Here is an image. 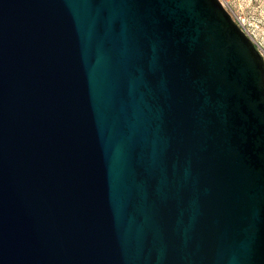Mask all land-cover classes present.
<instances>
[{"label":"water","instance_id":"95a60500","mask_svg":"<svg viewBox=\"0 0 264 264\" xmlns=\"http://www.w3.org/2000/svg\"><path fill=\"white\" fill-rule=\"evenodd\" d=\"M0 264H264V55L220 0H0Z\"/></svg>","mask_w":264,"mask_h":264},{"label":"rangeland","instance_id":"374dc122","mask_svg":"<svg viewBox=\"0 0 264 264\" xmlns=\"http://www.w3.org/2000/svg\"><path fill=\"white\" fill-rule=\"evenodd\" d=\"M226 7L236 18L243 15L253 36L264 49V0H224Z\"/></svg>","mask_w":264,"mask_h":264},{"label":"built area","instance_id":"2783aa9c","mask_svg":"<svg viewBox=\"0 0 264 264\" xmlns=\"http://www.w3.org/2000/svg\"><path fill=\"white\" fill-rule=\"evenodd\" d=\"M223 5L226 7L225 1L224 0H220ZM227 8V7H226ZM228 9V8H227ZM229 11V9H228ZM230 12V11H229ZM231 13V12H230ZM232 14V13H231ZM233 16V14H232ZM234 17V16H233ZM234 19L237 21V23L242 27V29L249 35L251 36L254 41L256 42V44L258 45L259 49L261 50L262 54L264 55V49L259 45V43L257 42V40L255 39V37L253 36V32L251 31L248 21L247 19L243 16V15H237L236 18L234 17Z\"/></svg>","mask_w":264,"mask_h":264}]
</instances>
